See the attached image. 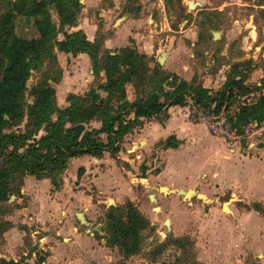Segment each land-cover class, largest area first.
<instances>
[{"label": "trees", "instance_id": "16d2710c", "mask_svg": "<svg viewBox=\"0 0 264 264\" xmlns=\"http://www.w3.org/2000/svg\"><path fill=\"white\" fill-rule=\"evenodd\" d=\"M80 1L0 0V208L3 207L0 211L3 214L11 212L12 196L21 197L27 177L48 179L53 189L59 191L70 160L83 156L102 159L105 153L117 160L126 137L142 128L144 120L159 118L171 107H187L191 97L214 114L225 109L233 127L264 121V74L255 85L249 82L257 67L252 59L234 63L218 91L205 89L197 75L187 82L165 70L154 56L140 53L135 45L114 51L106 49L107 36L101 24L94 41L88 40L83 30L74 31L72 26H77L84 10ZM163 1L170 17H175L176 30L179 24L192 18L183 0ZM198 15L201 18L198 44L209 46L210 30L220 27L212 18L222 14L219 10H203ZM18 18L32 20L38 37H18ZM58 54L74 57L87 54L93 75L100 80L87 94L70 93L63 107L58 105L56 90L63 79ZM93 122L99 123V128L92 127ZM180 145L181 141L171 136L163 146L175 150ZM261 147L264 149V145ZM141 169L144 173L148 170L144 166ZM253 208L263 211L256 204ZM11 228L13 224L7 221L0 227V233ZM149 228V220L128 202L109 207L101 229L104 235L98 231L94 235L104 239L108 248H119L130 257L141 250L142 234ZM20 229L30 232L26 226ZM179 245L186 246L182 242ZM42 254H36V264L46 263L49 253ZM0 262L24 263L6 259Z\"/></svg>", "mask_w": 264, "mask_h": 264}, {"label": "rangeland", "instance_id": "374dc122", "mask_svg": "<svg viewBox=\"0 0 264 264\" xmlns=\"http://www.w3.org/2000/svg\"><path fill=\"white\" fill-rule=\"evenodd\" d=\"M191 2L200 4L201 7L190 9L189 3ZM183 3L192 18L179 24L178 30L174 28L175 17L173 15L172 18L170 17L163 0H128L127 8L133 14L138 10L142 11L145 19L150 14L154 17L157 27L147 21L143 27L145 32L150 33V30L154 33L157 32L152 42L156 49L159 48L166 52L175 50L180 45L187 46L189 51L185 65L192 64L198 80L201 79L203 85L208 80V86L217 89L224 83V78L234 63L249 59H252L257 66L249 82L253 85L260 82L264 74V0H183ZM84 7L87 8V6ZM203 10L210 12L219 10L222 14L212 18L220 27L218 30H210L212 37L209 46L198 44L200 36L198 21L201 19L198 13ZM72 27L75 29L77 26L73 25ZM213 32H220L221 38L215 41ZM16 34L20 38L35 37L37 31L33 21L18 18ZM155 59L157 60L156 57ZM60 63L63 64V76L64 72L68 79L75 76L69 59L61 58ZM162 67H166V64ZM82 68L84 69V67ZM84 76L83 86L77 88V91L85 88L88 74L85 73ZM33 81L34 79L31 83ZM99 81L97 79L93 86H97ZM198 131V145L195 146L188 140L189 138H185L186 140L179 147L177 153L171 152L172 149L167 152L163 146L164 142L149 146L144 138L136 137L137 133L135 132L125 139L117 160L109 156L104 162V166L110 164L109 168H112L115 163L120 171L115 169L109 171L107 167H103L104 170L107 168L106 171H109L107 173L112 179L109 182L111 186L107 184L104 189L117 188L116 181L118 179L113 178V175L120 173V181L129 189L125 196L128 201L124 205L128 202L133 203L140 213L149 220L150 225L151 223L155 224L153 229L150 227L143 232L142 247L138 254L128 257L119 248L112 249L114 258L112 264H264V240L256 242L253 238L246 239L245 236H242L245 235L243 227L240 230H235V225L239 223L238 211H250L251 208L244 203V198L239 192L240 181L236 182V174L244 175L248 171L262 169L264 164L259 157L261 151H255L251 156L244 152H237L232 159V153L226 147L219 148L220 144L223 146L222 140L213 139L207 130L198 129ZM140 141L145 142L141 143ZM133 148L134 151L131 152ZM221 149L223 154H221ZM241 157L243 158L241 159ZM111 158L115 162H111ZM75 163L78 162L71 163L70 173L74 170L78 171L75 169ZM141 166L147 167V172L144 173ZM172 168L179 171L177 184L171 183L169 180L165 182L157 179L161 171L162 177L166 172L167 177L175 175L176 172H172ZM216 170H219L220 174L213 173ZM142 180L148 181V185L146 181L144 183ZM235 184L238 186L235 187ZM28 187L32 192L31 185ZM163 188H166L167 192H164ZM178 189L198 190L199 197H204L205 202L216 201L217 203L206 206L214 207L210 216L204 217L200 206L189 209L176 195ZM44 190L49 189L42 184L40 186L41 193ZM91 190L93 191L91 193H94V199L101 197L106 201L108 198L115 197L110 193L99 195L96 188ZM119 190L122 191L121 188ZM55 191L52 187L48 192L44 191V195H47V199H49ZM216 193H227V196L218 200L216 197L219 196ZM150 195H155L156 203L150 201ZM27 200V197L22 194L21 197L15 196L13 200H10L11 212L3 214L0 211V227L20 211L27 204ZM38 200L40 197L36 199V201ZM109 207V204L108 206L104 205L102 210L94 211L93 233L97 231L96 225L100 226L99 231L101 232ZM156 208H161L162 211H156ZM222 208L230 214L223 213ZM34 209L37 214L38 210ZM167 219L173 221L174 227L179 233L183 227L190 228L188 231L191 232L193 241L184 243L186 246L183 250L179 243H175L174 240L167 237L169 232L163 227V222ZM13 221L15 222V219ZM18 221L20 218L17 219ZM20 226L22 225L18 223L16 227ZM40 227L37 222H31L30 228L28 227L29 234L19 233L17 228L9 229L3 234L0 233V260H23L24 264H36V254L50 253V249L41 247L42 242L39 239L44 236V232ZM35 231L39 233L35 234ZM102 235L104 234L102 233ZM158 249L161 251L157 252ZM0 264L2 263L0 262Z\"/></svg>", "mask_w": 264, "mask_h": 264}, {"label": "crops", "instance_id": "0c3cea01", "mask_svg": "<svg viewBox=\"0 0 264 264\" xmlns=\"http://www.w3.org/2000/svg\"><path fill=\"white\" fill-rule=\"evenodd\" d=\"M83 4H85L84 6H87V8L84 7L82 12V30L86 33L88 40L94 41L96 39L98 25L101 24L102 32L107 36L105 39L106 49L114 51L135 45L140 53L147 54L148 56L155 55L157 61H159L161 54L164 51L159 48L156 49L152 44L157 32L154 33L152 30H150V33L145 32L143 27L146 21L147 23L152 22L153 25L157 27L155 19L151 14L147 19H145L142 11L138 10L137 13L133 14V12L127 8L128 0H84ZM37 37L38 34H35V37L32 38ZM188 51L187 46L184 45H180L175 50H170L165 61L166 67H164V69L171 73H175L187 82H191L197 74L191 63L185 65V63H187ZM58 57L59 62L61 58H66L71 61L73 66L72 72H74L75 75L68 79L64 72L61 83L56 85L58 105L63 107L66 98L70 93L81 95L87 94L90 89L97 86H93L96 79L93 75L92 64L87 54H80L76 57L71 54H58ZM60 66L63 70L62 63H60ZM82 67H84V69ZM85 73L88 74V79L85 81L86 83L84 85L85 88L77 91V88H82L83 86L82 81ZM225 80L226 77L224 78V83ZM66 81H68V83H66ZM199 83H201L205 89L211 91H218L224 85L223 83L217 89H213L208 86V80L205 81L204 85L201 79L199 80ZM186 113L187 107H171L163 112L159 118L144 120L143 127L136 129L134 133H137L136 137L144 138L149 146L165 142L171 136H175L181 141L179 147L183 145L186 140L185 138H189L188 140L196 146L198 145V129L207 130V128L202 124L191 123L188 120ZM159 119L163 120V122H160ZM90 125L95 128H99L100 126L97 122H93ZM212 138L215 140L219 139L214 136H212ZM145 141L140 142L143 143ZM222 141L223 146L220 144L219 148L226 147V149L232 153V159H234L237 152L242 153L239 149H233V147L224 140ZM178 149H172L171 152L177 153ZM166 150L167 152L170 151L169 149ZM258 151H261L259 157L264 164V149L261 147ZM221 154H223L222 149ZM109 156L111 157L109 153H105L102 159L83 156L70 160L68 170L63 176L64 184L62 188L59 191H55L49 199H47V195H44V191L48 192L50 188H52L50 180L45 179L39 181L33 177L26 178L25 185L22 189V195L27 197V204L23 206L20 211L16 212L14 216H11L8 221L13 224V228L10 230H15L17 228L16 230H18L19 233L24 232V230L20 229L21 226L16 227L18 223L29 228L31 222H37V224L41 226L40 229L44 232V236L39 239V241L42 242L41 247L43 249H50L49 258L47 257L48 260L46 259V263L44 264H51L52 262L54 264L113 263V250L106 246L104 239H97L92 232L95 225L93 216L95 214L94 211L98 209L100 210L104 205L108 206L110 198L106 199V201L101 197L94 199V193H91L93 192L91 189L96 188L99 195L110 193L112 196H115L113 197L115 203L114 207L123 206L128 201L125 196L126 193L129 192V189L127 188L128 186H124L120 181V173L119 175L118 173L113 175V178L118 179V181H116L117 188L111 190L109 188H107V190L104 189V186L109 184L112 180L110 174L107 172L113 169L120 172L115 163H113L114 165L112 168H109L110 164L104 166V162ZM242 158L243 157H241V159ZM110 161L115 162L112 158ZM72 162H78L75 163V169H78V171L82 169L80 171L81 176H79L78 171L76 172L75 170L70 173L69 170ZM103 167H107L109 171H106L107 168L104 170ZM172 169V172H176L175 175L167 177L166 172L162 177L161 171L158 174L159 177L157 179H161L165 182H167L166 180H169V182L177 184L179 171H175L174 168ZM218 171L219 170L213 171V173L217 172L220 174ZM182 175L186 176L183 173ZM238 181L241 182H239V192L244 198V203L251 208L250 211H238L239 223L235 225V230H240L243 227L245 235L241 234L242 236H245L248 240L253 238L256 242H263L264 167L253 172L248 171L244 175L237 173L236 182ZM42 184H44V187H48L49 190H44L43 193H41L40 186ZM28 185H31L32 192H30ZM109 186L111 185L109 184ZM237 186L238 184H235V187ZM120 188L122 191L119 190ZM163 191L167 192V189L163 188ZM83 195L86 196L83 197ZM38 197H40V200L36 201ZM131 201L133 200L131 199ZM255 204L259 205L263 211H256L253 208ZM34 208L38 210L37 214H35L36 211ZM79 212L84 214L86 220L90 223L89 227L82 225L77 219L76 215ZM19 218L20 221L17 222V219ZM13 219H15V222ZM97 227L98 225L95 226V229H97ZM98 232L102 235L100 231ZM34 233L38 234L39 232L35 231ZM21 236L23 237L24 235ZM14 261L18 262L17 260Z\"/></svg>", "mask_w": 264, "mask_h": 264}, {"label": "built area", "instance_id": "2783aa9c", "mask_svg": "<svg viewBox=\"0 0 264 264\" xmlns=\"http://www.w3.org/2000/svg\"><path fill=\"white\" fill-rule=\"evenodd\" d=\"M186 114L191 123L204 125L212 136L248 155L264 145V121L251 122L242 128L233 127L225 109L220 114H214L197 105L193 97L188 99Z\"/></svg>", "mask_w": 264, "mask_h": 264}, {"label": "flooded vegetation", "instance_id": "af4514ba", "mask_svg": "<svg viewBox=\"0 0 264 264\" xmlns=\"http://www.w3.org/2000/svg\"><path fill=\"white\" fill-rule=\"evenodd\" d=\"M189 191H192V192L190 193ZM186 194H190V196L189 197H187L185 195L181 196V195H178V193L176 192V195L179 196V200L184 202L185 205H187L189 209H193V207L200 206V207H202L203 216L204 217L210 216L212 209L214 207L212 206L211 208L210 207L208 208L206 206L207 205L209 206L213 203H217L216 201L210 200L209 202H205L204 197L203 198L199 197L200 192L198 190H186ZM216 195L219 196V197H216V199L222 200L223 198H225L227 196V193H216ZM230 196H232V195H230ZM161 211H162V209L160 208L159 212H161ZM221 211L225 214L226 213L230 214V212H226L225 210H223V208L221 209ZM192 212H193V210H192ZM150 227H151V229H153L155 227V224L151 223ZM163 227L169 232V235L167 237L170 238V240H174L175 243L182 242L184 244V243L193 241L192 234H191V232L188 231L190 228L188 229V227L181 228V232L179 233L175 229L172 220H170V227H168L166 225V221L163 222ZM182 250H183V248H182Z\"/></svg>", "mask_w": 264, "mask_h": 264}, {"label": "water", "instance_id": "95a60500", "mask_svg": "<svg viewBox=\"0 0 264 264\" xmlns=\"http://www.w3.org/2000/svg\"><path fill=\"white\" fill-rule=\"evenodd\" d=\"M80 2L83 4L84 0H81ZM197 7H201V5L200 4H195L193 2L189 3V8L190 9H196ZM79 30H82V15L79 16L78 21H77V27L74 29V31H79ZM220 38H221V33L220 32H213V39L215 41L219 40ZM169 53H170L169 51H166V52H163L161 54V57H160V59L158 61L161 66H163L165 64V61H166ZM134 148L131 150V152L134 151ZM142 181L144 182L146 180H142ZM146 184L148 185V181H146ZM189 192L191 193L192 191H189ZM177 193H178V195H181V196H184V195L188 196V194H186V191L183 190V189L178 190ZM14 198H15V196H12L10 200H13ZM150 201H152L153 203L157 202V199L155 198V195H150ZM109 205H110V207L115 206V203H114L113 199L109 200ZM156 211H160V208H156ZM76 217H77V219L80 221V223L82 225H86L87 227L90 226V223L86 220V218H85V216H84V214L82 212L77 213ZM166 225L168 227H170V220L169 219L166 220ZM99 230H100V226L97 227V231H99ZM163 236H164V234H163Z\"/></svg>", "mask_w": 264, "mask_h": 264}, {"label": "bare ground", "instance_id": "6f19581e", "mask_svg": "<svg viewBox=\"0 0 264 264\" xmlns=\"http://www.w3.org/2000/svg\"><path fill=\"white\" fill-rule=\"evenodd\" d=\"M190 196V194H188V196L187 197H189Z\"/></svg>", "mask_w": 264, "mask_h": 264}]
</instances>
